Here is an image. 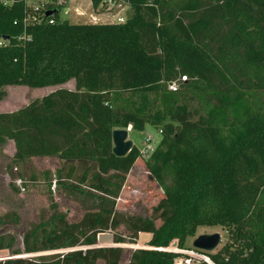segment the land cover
<instances>
[{"label":"trees","instance_id":"16d2710c","mask_svg":"<svg viewBox=\"0 0 264 264\" xmlns=\"http://www.w3.org/2000/svg\"><path fill=\"white\" fill-rule=\"evenodd\" d=\"M130 1L117 24L33 21L24 0H0V99L7 86L74 83L0 112V147L13 141L16 163L69 165L56 183L87 210L70 223L53 203L22 248L0 234L11 256L0 264H121V225L132 244L151 235L152 249H134L127 264H176L203 226L229 233L217 252L201 250L212 264H264V0ZM147 125L161 136L144 161L163 197L151 215L126 216L118 199L143 158L135 145L116 156L113 131ZM109 231L115 245L98 246ZM47 251L56 253L24 256Z\"/></svg>","mask_w":264,"mask_h":264},{"label":"rangeland","instance_id":"374dc122","mask_svg":"<svg viewBox=\"0 0 264 264\" xmlns=\"http://www.w3.org/2000/svg\"><path fill=\"white\" fill-rule=\"evenodd\" d=\"M75 8L79 7V11H84V16L80 18L86 20L91 19L89 11L91 3L89 0H74ZM75 13L73 18L76 19ZM89 18V19H88ZM92 21V20H90ZM74 88L73 81H70L61 86H47L43 88H31L28 86H7L4 88L5 97L0 99V112L13 111L30 101L42 98L50 92L60 88ZM129 136L133 140L134 145L143 150L146 146V139L150 137L151 147L155 149L161 141V136L158 131L151 125H147L144 130L134 131L128 128ZM15 146L13 141H7L0 147V220H4L3 225H0V234L12 235L15 237L16 248H22L23 238L25 233L32 230L34 226L40 222L50 219L54 212L53 203L57 204L58 212L66 213L67 220L70 223L77 222L87 212L86 207L79 202L78 199L70 197L63 187L56 183L55 172L57 169L64 167L63 176L69 169V165L58 158H33L26 163H16L14 160ZM149 158V157H148ZM146 159H140L131 174L127 176L125 187L118 199L117 209L126 216H149L152 213L153 206L157 205L163 197V191L156 184L154 179L146 167ZM50 174L49 179L45 174ZM79 168L74 177L66 183H76L79 180ZM52 184L50 185V181ZM160 221H157V225ZM116 232L127 239L126 243L121 246L125 248L121 264H127L131 252L136 248L146 246V241H141V236L135 244L129 241L131 233L121 225ZM115 231H109L115 235ZM220 234L222 241L216 248L217 252L229 240V233L225 227H207L198 228L194 237H190L186 243L187 251L198 250L193 247L194 240L200 235ZM114 243H99L98 246H113ZM174 248H176L174 246ZM64 250L60 251L63 252ZM65 252V251H64ZM56 252L47 251L37 254L24 255L25 257H37L40 255H49ZM9 257L10 253H8ZM98 264H104L100 261Z\"/></svg>","mask_w":264,"mask_h":264},{"label":"built area","instance_id":"2783aa9c","mask_svg":"<svg viewBox=\"0 0 264 264\" xmlns=\"http://www.w3.org/2000/svg\"><path fill=\"white\" fill-rule=\"evenodd\" d=\"M28 6H30L31 14L33 16V21H39V17L43 16L45 18H50V23H55L52 18L56 14H59L62 19H73L79 21V15L84 16V11H79V7L75 8L74 11L73 3L74 0H24ZM91 3V10L89 11V16L91 19L86 20L85 18H80L90 23H117L123 24L127 20V13L131 8L130 0H89ZM7 3V2H5ZM56 11L54 14L47 16V13L51 11ZM73 13H75L76 19L73 18ZM86 17V16H84ZM92 20V21H90ZM186 80V77L182 78V81ZM170 89L175 91L178 88V82L170 83ZM146 146L141 150L142 158L147 159L155 149L151 147V139L148 137L146 139ZM141 248L152 249L149 246H142ZM162 250V248H153ZM169 250L176 251L172 245ZM184 256L179 257L176 260V264H199L201 262H207L212 264L211 259L208 255L203 253L201 250H192L184 253Z\"/></svg>","mask_w":264,"mask_h":264},{"label":"water","instance_id":"95a60500","mask_svg":"<svg viewBox=\"0 0 264 264\" xmlns=\"http://www.w3.org/2000/svg\"><path fill=\"white\" fill-rule=\"evenodd\" d=\"M56 11H51L47 13V16L54 14ZM113 153L118 157L127 156L134 147V142L129 136L128 129H116L113 131ZM150 234H143L141 236V241L145 242L150 239ZM222 241L220 234H211V235H200L194 242L193 247L207 252H213L220 245ZM98 243H114V235L107 233H102L98 236ZM177 243H174L173 246L176 247ZM8 251H0V261L9 259Z\"/></svg>","mask_w":264,"mask_h":264}]
</instances>
